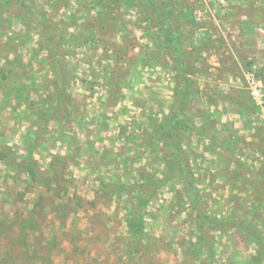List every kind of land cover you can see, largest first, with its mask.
Segmentation results:
<instances>
[{
  "label": "rangeland",
  "instance_id": "rangeland-1",
  "mask_svg": "<svg viewBox=\"0 0 264 264\" xmlns=\"http://www.w3.org/2000/svg\"><path fill=\"white\" fill-rule=\"evenodd\" d=\"M155 2L180 44L144 0H12L3 15L0 0L1 261L262 264L238 226L264 235V47L242 44L233 29L246 21L242 13L257 17L264 41V0ZM43 27L61 50L68 101L57 115ZM181 60L196 89L189 98L196 129L179 133L192 180L156 192L143 240L131 248L129 203L172 159L157 130L177 108ZM30 150L35 182L25 170ZM111 182L134 191L110 196L102 187ZM194 206L217 224L202 223L213 259L192 250ZM30 216L37 223L30 252L45 263L20 255Z\"/></svg>",
  "mask_w": 264,
  "mask_h": 264
},
{
  "label": "trees",
  "instance_id": "trees-1",
  "mask_svg": "<svg viewBox=\"0 0 264 264\" xmlns=\"http://www.w3.org/2000/svg\"><path fill=\"white\" fill-rule=\"evenodd\" d=\"M12 0H1V9L2 15L6 13V9L8 5H10ZM145 5L151 11L152 19H154L157 23L163 24L166 27L167 32L170 36V41L176 44H180L179 40L176 38V32L173 29L172 23H169L168 17L162 12L161 8L157 7L155 0H144ZM2 24V17H0V29ZM42 35L46 39L47 43V54L49 59L52 62V67L55 71V81L54 86L57 90V101L55 107L52 108L51 115H57L61 113L63 109L67 106L68 94L66 92V88L64 85V77H63V64L60 60L61 50L60 44L55 43L52 35L49 34V31L46 27L42 28ZM182 61V60H181ZM185 62V61H183ZM191 68L187 65L181 63V68L178 70L177 83L180 85L179 90V101L177 108L174 112L170 113L165 121L161 124L160 129L157 130L158 133V141L163 142L168 149H170L169 154L172 155V159L169 162L166 172L164 173V177L160 180H150L147 184L139 187V193L135 200V202L129 203V217L126 220V228L128 234L130 235V245H137L143 239L144 229H145V211L148 203L154 197L156 192L162 188L166 183L172 181L174 179H178L183 183H189L192 180V174L190 170V166L187 161L186 153L183 151L181 147V143L179 142V133L182 129H196L194 117L191 114L189 98L196 94V89L194 88L193 82L190 78ZM192 73V72H191ZM159 142H153V145L158 144ZM28 163L26 165V173L29 175V178L32 181H37L36 169L34 167L35 160L33 158V151H28L27 156ZM53 165V163H52ZM33 182V183H34ZM102 190L105 193H109L110 196H124L128 193L132 194L134 191L131 185L127 184H119L118 182H111L104 184ZM195 205H197L195 203ZM195 208V206H194ZM44 210L42 208V213ZM195 221L198 223V237L196 241L192 244V250L197 253L201 250H205L207 256L210 259H213L214 256V245L212 242L207 241L203 237L202 223L208 222L209 225L217 227L215 221H211V218L201 212L199 209L195 208ZM37 213V210H36ZM23 224L20 229V244L23 251L20 253L21 258L25 260H35L40 259L45 263L48 260V263H51V259L42 258L39 256V251L34 250L32 253L30 252V244L29 240L33 232H35V227H37V223L32 216L29 219L23 218ZM5 223L0 221V231L3 229V225ZM239 229H242L251 239H253L257 246V253L259 260L262 264H264V235L255 230L253 227H245L243 225L238 226ZM18 259L13 257H9L4 260H0V264H18Z\"/></svg>",
  "mask_w": 264,
  "mask_h": 264
},
{
  "label": "crops",
  "instance_id": "crops-1",
  "mask_svg": "<svg viewBox=\"0 0 264 264\" xmlns=\"http://www.w3.org/2000/svg\"><path fill=\"white\" fill-rule=\"evenodd\" d=\"M258 9L261 10L262 8H258ZM261 14H262V12H261ZM241 18H242V20L243 19L245 20V18H246V21L243 20L244 21V24L242 22V25L240 27H236V28L233 29L234 34H237L239 36L238 37L239 40L243 39L241 43L242 44L256 45L257 47H260L262 45L264 47V43H263L264 41L261 40L262 36L258 33V29H257L259 27V25H260L256 21V20H258L257 17L254 19L255 20L254 21L253 18H251V17L248 18L247 17V14H243L242 13L240 15V19ZM263 20H264V17H263ZM240 23H241V21L239 20L238 21V24H240ZM240 44H238V45H240ZM183 61H180V65H181V63H183L184 65H186V61L185 62H183Z\"/></svg>",
  "mask_w": 264,
  "mask_h": 264
}]
</instances>
